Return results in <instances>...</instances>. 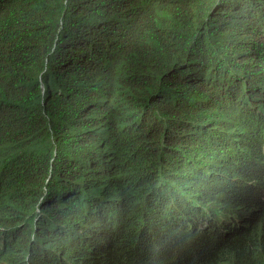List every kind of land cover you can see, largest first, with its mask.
Instances as JSON below:
<instances>
[{
  "label": "trees",
  "instance_id": "1",
  "mask_svg": "<svg viewBox=\"0 0 264 264\" xmlns=\"http://www.w3.org/2000/svg\"><path fill=\"white\" fill-rule=\"evenodd\" d=\"M0 264H264V0H0Z\"/></svg>",
  "mask_w": 264,
  "mask_h": 264
}]
</instances>
